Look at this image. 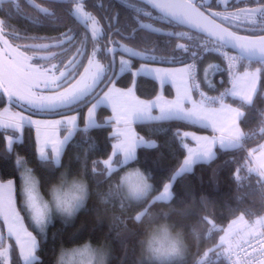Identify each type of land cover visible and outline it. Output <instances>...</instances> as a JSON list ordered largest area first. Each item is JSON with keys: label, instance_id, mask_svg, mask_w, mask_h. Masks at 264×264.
<instances>
[{"label": "snow or ice", "instance_id": "obj_1", "mask_svg": "<svg viewBox=\"0 0 264 264\" xmlns=\"http://www.w3.org/2000/svg\"><path fill=\"white\" fill-rule=\"evenodd\" d=\"M57 2L28 0L37 13L30 17L32 23L67 26L58 36H22L0 17V98H6L8 104L0 111V134L5 141L0 160L14 157L19 173V185L11 178H0V225L6 229V235L0 230V264H43L39 252L54 215L68 225L86 204L56 186L49 189L51 199L45 198L34 169L16 151L26 131L35 129L37 158L52 171L61 166L74 135H87L105 124L111 130V152L106 159L93 161L91 172L109 182L118 177L133 199L117 200L111 188L98 195L105 204L119 202L122 212L138 209L133 217H127L135 222L141 211L176 197L173 186L178 177L192 173L201 162L215 161L221 151L234 150L236 187L232 203L225 206L234 218L226 227H218L210 218L212 214L201 215L214 206L207 195L197 197L188 190L183 199L174 201H191L194 207L188 219L196 221L190 235L197 251L188 248L181 264H264V142L248 147L257 139L264 141V0H253L245 7L215 0L220 9L210 0H142L158 13L156 20L175 30L145 22V18H153V11L130 0H119L134 13V23L124 25L114 11L102 22L89 10L87 0H62L66 16L58 15ZM0 6L22 12L19 0H0ZM145 30L147 34L133 43ZM151 34L168 39L161 47L149 38ZM211 55L219 62L201 68ZM217 73L225 77L219 80V87L213 79ZM142 78L158 85L152 97L139 94ZM122 80L125 86H121ZM87 105L81 127L80 110ZM101 108L111 110L103 123L97 120ZM253 123L258 131L250 127ZM172 124L179 126L171 139L186 154L159 188L151 182V174L146 176L139 168L125 170L137 160L138 149L159 146L138 131L140 126L159 133ZM187 126L197 127L181 130ZM236 154L241 159H235ZM82 167L87 172L86 158ZM26 219L30 223L26 224ZM121 220L126 224V219ZM205 231L213 244L200 252ZM214 233H222L218 242ZM14 247L18 249L15 260ZM93 252L86 244L73 249L71 255L88 257L91 264ZM57 264L76 262H66L61 256Z\"/></svg>", "mask_w": 264, "mask_h": 264}, {"label": "trees", "instance_id": "obj_2", "mask_svg": "<svg viewBox=\"0 0 264 264\" xmlns=\"http://www.w3.org/2000/svg\"><path fill=\"white\" fill-rule=\"evenodd\" d=\"M102 6H98L97 2L90 8V10L102 20L105 15H110L113 11L119 13V22L121 25L125 23H134L132 17L134 13L125 5L109 2L108 0H101ZM113 5V6H112ZM109 11H104L105 7ZM144 7V5H143ZM146 7V6H145ZM147 8V7H146ZM150 10L149 8H147ZM152 11V10H150ZM156 15V13L153 12ZM61 16H66V13L61 11ZM148 18H145V22ZM67 24V21H66ZM156 27H163L174 29L172 25L165 21L155 20L153 23ZM19 34L44 36H58L60 33L67 31V26H49L38 31V28L28 29L22 26L21 23L15 27ZM78 31H81L78 29ZM147 34L141 32L137 34L136 40L138 42L140 36ZM151 40L156 41L161 47L164 46L165 40L168 39L159 34H151ZM176 41L172 42L174 46ZM58 51V50H57ZM67 61L65 60V63ZM218 63L219 58L215 55L206 56L201 68L207 63ZM225 78L223 73H217L213 79L217 82L219 87V80ZM126 81L120 82L121 86H125ZM157 90V84L150 78H142L139 80V94L144 98L152 97ZM214 94V93H213ZM0 102V109L6 104V98ZM86 107V106H85ZM84 107V108H85ZM84 108L80 113L84 112ZM110 111L105 108L97 110V120L103 123ZM82 123L80 126L82 127ZM177 124L165 125L168 129L164 132L153 133L150 129L140 126L138 131L142 135L150 139H155L158 142L157 149L140 148L137 150V160L130 162L127 168H139L146 176L151 174V182L156 187H160L161 181H165L168 176L172 174L174 169L178 167L183 160L184 150L179 146V143L172 138V132L178 127ZM197 126L181 127V130H196ZM250 127L257 128L258 125L253 123ZM110 128L105 124L104 127L90 130L87 135L77 133L74 135L72 141L66 147L64 155L62 156V163L59 168L52 171L44 168L35 153V137L33 129L26 131L24 142L16 145V151L24 156L29 161V166L34 169L35 175L41 182V191L45 197L49 195V189L55 186L61 179L62 175L67 177L81 176L87 180L89 187V198L86 201L85 208L77 213L76 217L65 225L61 220H54L47 230V238L43 241L39 255L41 256L43 264H56L58 257L63 251H70L73 248L83 246L84 244H91L94 247H104L108 251L107 264H138L140 257V238L143 235V229L133 219L138 209L132 208L129 211L122 212L119 202L115 204H102L98 194L107 193L114 183L118 181V177L113 178L111 182L101 176L95 178L91 172L93 161H102L106 159L111 151ZM262 142L258 139L250 143L248 147H256L257 143ZM5 147L3 135L0 134V152ZM233 151H221L215 161L211 163H199L194 166L193 172L186 174L183 177H178L174 183V191L176 198L183 199L185 193L191 190L197 197L201 194L207 195L209 200L214 202V206H210L207 212H201V215L212 214L210 218L218 227L227 226L230 222V217L225 211L226 202L232 203L234 189L236 187L233 180V174L236 165L233 161ZM79 157V158H78ZM86 158L87 172L83 170L82 161ZM235 159H241L240 154L235 155ZM98 169H103V164H98ZM123 174V172H121ZM0 178L13 179L19 185V173L16 170L14 157L8 160H0ZM97 179L104 181L97 183ZM142 210V209H139ZM26 215V214H25ZM119 216L120 219H126L127 229L122 230L117 226L112 217ZM30 221H27L28 224ZM195 219L189 222L188 230V244L192 252L197 251V244L190 235L191 226L195 224ZM31 230V229H30ZM35 234V233H34ZM55 234V238H53ZM130 234V235H129ZM221 233H214L215 241L218 242V236ZM14 245V241L11 242ZM213 240L208 237L205 231L204 237L199 243V251L203 252L207 247H211ZM126 250V251H125ZM13 259L18 258V250L13 248Z\"/></svg>", "mask_w": 264, "mask_h": 264}, {"label": "clouds", "instance_id": "obj_3", "mask_svg": "<svg viewBox=\"0 0 264 264\" xmlns=\"http://www.w3.org/2000/svg\"><path fill=\"white\" fill-rule=\"evenodd\" d=\"M55 186L61 192H66L70 196L75 195L85 203L89 198L88 183L83 175L62 176ZM110 191L117 200L133 199L127 188L121 187L119 181L113 184ZM99 199L105 204L102 197ZM175 200L176 197L173 195V200L158 201L150 210L138 213L140 219L136 223L143 229L139 241L141 251L138 264H181L180 258L189 248V231L186 229L190 222L188 214L194 205L191 201L180 203L174 202ZM112 220L122 230L127 229V225L119 216L112 217ZM92 248L94 252L91 264H107V251L100 247Z\"/></svg>", "mask_w": 264, "mask_h": 264}, {"label": "flooded vegetation", "instance_id": "obj_4", "mask_svg": "<svg viewBox=\"0 0 264 264\" xmlns=\"http://www.w3.org/2000/svg\"><path fill=\"white\" fill-rule=\"evenodd\" d=\"M109 2H113V3H119V0H108ZM38 2H41V0H38ZM44 3H47L48 0H43ZM97 2L98 5H101V0H87V5L88 8L90 10V8H92V6ZM130 2L137 4L138 6L143 7V4L134 1V0H130ZM210 2H213V6L214 8L220 9L222 6L219 5L218 2H215V0H210ZM20 3V7L22 9L21 13H17L16 10L14 8H12L11 10H9L7 8V6H0V17H5L7 19V22L13 27L15 28L17 26V24L21 23L22 26H25L28 29H33L35 27L38 28V31L40 32L41 30H43L46 27H49L51 25H35L34 23L31 22L30 17L35 16L36 10L34 8L31 7V5L28 3V0H19ZM253 4V0H229V5H232L234 7H245V6H251ZM124 5V4H122ZM113 6V5H112ZM147 7V6H146ZM144 5V8H146ZM148 8V7H147ZM146 8V9H147ZM150 9V8H149ZM55 10L57 11L58 15H60V12L64 11V8L62 7V0H58L57 4L55 5ZM151 10V9H150ZM91 11V10H90ZM104 11H109L108 7L106 6L104 8ZM131 11L133 12V10L131 9ZM155 13V12H154ZM157 16V14H153V18L149 19L147 22L150 23H154L155 22V17ZM240 31L243 33L244 29L241 28ZM147 32V31H144ZM22 36H44L41 34H37V35H29V34H20ZM116 39H119V37H115ZM25 42H31V41H25Z\"/></svg>", "mask_w": 264, "mask_h": 264}, {"label": "rangeland", "instance_id": "obj_5", "mask_svg": "<svg viewBox=\"0 0 264 264\" xmlns=\"http://www.w3.org/2000/svg\"><path fill=\"white\" fill-rule=\"evenodd\" d=\"M168 30H173V29H170V28H168ZM55 62V61H54ZM81 71H82V69H80ZM157 88H158V85H157ZM5 107H8V104H7V101H6V104L0 109V111H2ZM88 107H90V105H87L85 108H84V112L83 113H80V116H79V118H78V123L80 124V123H82L83 124V118H84V116L86 115V113H87V108ZM15 110H19V109H15ZM109 111H110V115H111V110L110 109H108ZM71 114H75V113H71ZM109 115V116H110ZM35 119H39V118H41V117H34ZM55 118H59V117H55ZM33 132H34V137H35V129H33ZM202 134V133H201ZM262 142H264V141H262ZM111 152V151H110ZM57 185V184H56ZM46 199H51V197H50V194L47 196V197H45ZM56 219H58V220H61L62 221V219L59 217V216H57V215H54V218H53V221L54 220H56ZM63 222V221H62ZM30 223V222H29ZM224 227H226V226H224ZM0 230H3L4 232H5V235H6V229H2V225H0ZM222 234V233H221ZM88 245H90L91 247H94L93 245H91V244H89V243H87ZM86 244H84L83 246H80V247H77V248H73V249H78V248H83L84 246H85ZM101 248H103V249H105L104 247H101ZM73 249H71L70 251H63V252H61V254H60V256L58 257V259H57V262L59 261V259H60V257L61 256H64V258H65V261L66 262H70V261H75L76 262V264H90V262H89V258L88 257H73L72 255H71V253H72V250ZM18 250V249H17ZM106 250V249H105ZM107 251V250H106ZM107 253H108V251H107ZM57 262H56V264H57Z\"/></svg>", "mask_w": 264, "mask_h": 264}, {"label": "water", "instance_id": "obj_6", "mask_svg": "<svg viewBox=\"0 0 264 264\" xmlns=\"http://www.w3.org/2000/svg\"><path fill=\"white\" fill-rule=\"evenodd\" d=\"M134 1H137V2H139V3H141V4H143L142 3V0H134ZM143 5H145V6H147L146 4H143ZM148 7V6H147ZM152 10V9H151ZM153 12H155V10H152ZM156 13V12H155ZM157 15H158V13H156ZM145 31H147V30H145Z\"/></svg>", "mask_w": 264, "mask_h": 264}]
</instances>
